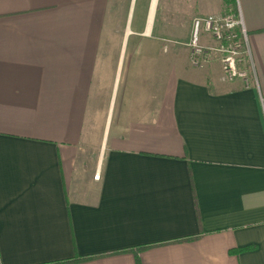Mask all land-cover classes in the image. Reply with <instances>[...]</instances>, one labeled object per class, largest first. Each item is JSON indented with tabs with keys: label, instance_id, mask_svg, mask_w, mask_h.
I'll list each match as a JSON object with an SVG mask.
<instances>
[{
	"label": "crops",
	"instance_id": "1",
	"mask_svg": "<svg viewBox=\"0 0 264 264\" xmlns=\"http://www.w3.org/2000/svg\"><path fill=\"white\" fill-rule=\"evenodd\" d=\"M238 12L248 83L188 59L193 19ZM140 247L264 264V0H0V264Z\"/></svg>",
	"mask_w": 264,
	"mask_h": 264
},
{
	"label": "built area",
	"instance_id": "2",
	"mask_svg": "<svg viewBox=\"0 0 264 264\" xmlns=\"http://www.w3.org/2000/svg\"><path fill=\"white\" fill-rule=\"evenodd\" d=\"M201 30L211 36L217 43L216 46L201 44ZM187 48L189 64L192 67L202 68L210 58H218L224 81L241 79L248 83L246 66H252V61L248 35L239 12L236 16L225 14L193 19Z\"/></svg>",
	"mask_w": 264,
	"mask_h": 264
},
{
	"label": "rangeland",
	"instance_id": "3",
	"mask_svg": "<svg viewBox=\"0 0 264 264\" xmlns=\"http://www.w3.org/2000/svg\"><path fill=\"white\" fill-rule=\"evenodd\" d=\"M201 44L205 45V46L214 47V46H216L217 43L211 38V36L208 33H204L203 30H201ZM216 59H218V58H216ZM104 113H105V105L103 106L101 113H99V117L95 123V132H94L93 137H92L91 142H90L92 147L97 145L100 141L101 132L103 129L104 117H105ZM94 150H95V148H91V152H93Z\"/></svg>",
	"mask_w": 264,
	"mask_h": 264
},
{
	"label": "trees",
	"instance_id": "4",
	"mask_svg": "<svg viewBox=\"0 0 264 264\" xmlns=\"http://www.w3.org/2000/svg\"><path fill=\"white\" fill-rule=\"evenodd\" d=\"M188 240H192V239H188ZM148 247H140L137 248L135 250H130L128 252H133L136 258V264H139L138 262V254L143 252L144 250H146ZM96 257H75L74 259L68 260V261H61V262H56V263H52V264H80L86 261H90V260H94L96 259Z\"/></svg>",
	"mask_w": 264,
	"mask_h": 264
}]
</instances>
